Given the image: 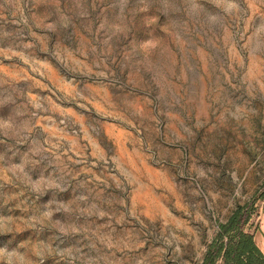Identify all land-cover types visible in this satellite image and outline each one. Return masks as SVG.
I'll return each instance as SVG.
<instances>
[{
  "label": "rangeland",
  "instance_id": "1",
  "mask_svg": "<svg viewBox=\"0 0 264 264\" xmlns=\"http://www.w3.org/2000/svg\"><path fill=\"white\" fill-rule=\"evenodd\" d=\"M263 184L264 0H0V264H202Z\"/></svg>",
  "mask_w": 264,
  "mask_h": 264
},
{
  "label": "trees",
  "instance_id": "2",
  "mask_svg": "<svg viewBox=\"0 0 264 264\" xmlns=\"http://www.w3.org/2000/svg\"><path fill=\"white\" fill-rule=\"evenodd\" d=\"M264 200V184L246 205L239 206L210 245L202 264H264V253L249 231L253 212L258 202Z\"/></svg>",
  "mask_w": 264,
  "mask_h": 264
},
{
  "label": "crops",
  "instance_id": "3",
  "mask_svg": "<svg viewBox=\"0 0 264 264\" xmlns=\"http://www.w3.org/2000/svg\"><path fill=\"white\" fill-rule=\"evenodd\" d=\"M263 232V234H264V231H262ZM257 239V237H256V235H255V240ZM263 239H264V237H263ZM256 242H257V240H256ZM260 242V241H259ZM257 244H258V246L260 247V249L263 251V253H264V240H261V242L260 243H258L257 242Z\"/></svg>",
  "mask_w": 264,
  "mask_h": 264
}]
</instances>
